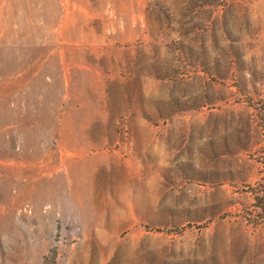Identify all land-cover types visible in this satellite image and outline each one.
<instances>
[{"label":"rangeland","instance_id":"obj_1","mask_svg":"<svg viewBox=\"0 0 264 264\" xmlns=\"http://www.w3.org/2000/svg\"><path fill=\"white\" fill-rule=\"evenodd\" d=\"M0 264H264V0H0Z\"/></svg>","mask_w":264,"mask_h":264}]
</instances>
